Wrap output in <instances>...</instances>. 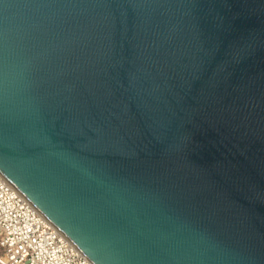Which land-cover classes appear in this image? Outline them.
Here are the masks:
<instances>
[{
    "label": "water",
    "instance_id": "obj_1",
    "mask_svg": "<svg viewBox=\"0 0 264 264\" xmlns=\"http://www.w3.org/2000/svg\"><path fill=\"white\" fill-rule=\"evenodd\" d=\"M0 174L93 264H264V0H0Z\"/></svg>",
    "mask_w": 264,
    "mask_h": 264
},
{
    "label": "built area",
    "instance_id": "obj_2",
    "mask_svg": "<svg viewBox=\"0 0 264 264\" xmlns=\"http://www.w3.org/2000/svg\"><path fill=\"white\" fill-rule=\"evenodd\" d=\"M0 264H93L0 174Z\"/></svg>",
    "mask_w": 264,
    "mask_h": 264
}]
</instances>
